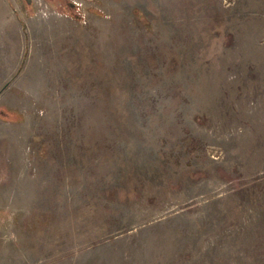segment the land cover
<instances>
[{
  "label": "rangeland",
  "instance_id": "rangeland-1",
  "mask_svg": "<svg viewBox=\"0 0 264 264\" xmlns=\"http://www.w3.org/2000/svg\"><path fill=\"white\" fill-rule=\"evenodd\" d=\"M0 264H264V0H0Z\"/></svg>",
  "mask_w": 264,
  "mask_h": 264
},
{
  "label": "crops",
  "instance_id": "crops-1",
  "mask_svg": "<svg viewBox=\"0 0 264 264\" xmlns=\"http://www.w3.org/2000/svg\"><path fill=\"white\" fill-rule=\"evenodd\" d=\"M11 24V23H10ZM12 25V24H11ZM8 26H10L9 24L6 26V27H8ZM7 32H8V30L6 29V30H4V32L3 33H5V36H7ZM18 34V33H17ZM12 50V49H11ZM13 51V50H12Z\"/></svg>",
  "mask_w": 264,
  "mask_h": 264
},
{
  "label": "water",
  "instance_id": "water-1",
  "mask_svg": "<svg viewBox=\"0 0 264 264\" xmlns=\"http://www.w3.org/2000/svg\"><path fill=\"white\" fill-rule=\"evenodd\" d=\"M28 2L30 1V0H27Z\"/></svg>",
  "mask_w": 264,
  "mask_h": 264
}]
</instances>
